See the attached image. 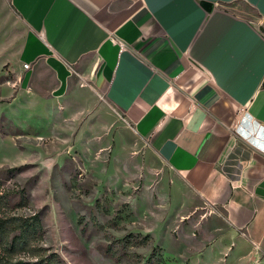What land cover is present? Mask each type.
I'll list each match as a JSON object with an SVG mask.
<instances>
[{
    "label": "crops",
    "instance_id": "obj_1",
    "mask_svg": "<svg viewBox=\"0 0 264 264\" xmlns=\"http://www.w3.org/2000/svg\"><path fill=\"white\" fill-rule=\"evenodd\" d=\"M6 3L33 64L18 92L63 109L100 94L174 189L220 212L234 264H264V0Z\"/></svg>",
    "mask_w": 264,
    "mask_h": 264
},
{
    "label": "rangeland",
    "instance_id": "obj_2",
    "mask_svg": "<svg viewBox=\"0 0 264 264\" xmlns=\"http://www.w3.org/2000/svg\"><path fill=\"white\" fill-rule=\"evenodd\" d=\"M25 38L0 0V170L25 166L1 175L3 189L26 191L27 206L12 212L41 213L43 246L66 264H234L220 212L174 189L176 176L100 94L63 109L18 92Z\"/></svg>",
    "mask_w": 264,
    "mask_h": 264
},
{
    "label": "trees",
    "instance_id": "obj_3",
    "mask_svg": "<svg viewBox=\"0 0 264 264\" xmlns=\"http://www.w3.org/2000/svg\"><path fill=\"white\" fill-rule=\"evenodd\" d=\"M264 86V82H263ZM25 166L0 170V264H66L60 256L43 246L44 226L41 213L28 216L16 215L14 210L27 206L25 190L3 189L2 174H15ZM107 246L105 255L115 253ZM139 264H158L151 258Z\"/></svg>",
    "mask_w": 264,
    "mask_h": 264
},
{
    "label": "built area",
    "instance_id": "obj_4",
    "mask_svg": "<svg viewBox=\"0 0 264 264\" xmlns=\"http://www.w3.org/2000/svg\"><path fill=\"white\" fill-rule=\"evenodd\" d=\"M24 69L27 70L29 68V65L28 64H24Z\"/></svg>",
    "mask_w": 264,
    "mask_h": 264
}]
</instances>
